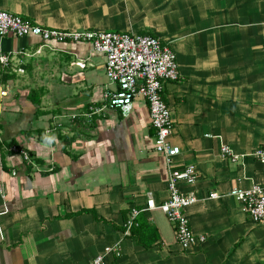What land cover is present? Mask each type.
<instances>
[{
  "label": "crops",
  "instance_id": "crops-1",
  "mask_svg": "<svg viewBox=\"0 0 264 264\" xmlns=\"http://www.w3.org/2000/svg\"><path fill=\"white\" fill-rule=\"evenodd\" d=\"M0 8L46 27L151 34L172 47L181 77L164 82L163 99L180 147L173 161L196 165V180L179 189L196 194L185 212L205 235L182 249L158 207L140 212L156 243L144 247L125 230L131 207L149 194L167 198L168 166L140 95L129 114H84L114 87L104 55L89 43L49 47L6 34L0 54L23 71L7 72L11 90L0 98V264H88L100 253L104 264H264V221H251L230 193L264 175L252 154L264 149V0H0ZM11 143L32 160L9 152ZM222 143L240 161L222 156Z\"/></svg>",
  "mask_w": 264,
  "mask_h": 264
},
{
  "label": "built area",
  "instance_id": "built-area-1",
  "mask_svg": "<svg viewBox=\"0 0 264 264\" xmlns=\"http://www.w3.org/2000/svg\"><path fill=\"white\" fill-rule=\"evenodd\" d=\"M13 34L16 36L31 35L38 37L44 44L51 46L56 42L89 43L93 50L100 52L105 58V76L112 89L103 92L104 104L100 107H89V112H98L104 108L117 109L127 114L133 109L138 95L145 101L150 124L155 129L154 149L161 153L168 166L167 189L168 196L156 203L148 196L142 207H131L125 230L129 233L135 223V217L143 210L160 208L172 223L175 238L184 250L204 241L203 233L193 231L185 212L188 205L197 200L193 191L183 192L179 189L181 183H193L197 177L194 163L175 164L173 157L180 152V147L170 141L173 132V119L170 106L163 99V88L166 80H176L181 77L176 53L172 47L158 36L115 30H100L96 28H55L46 27L21 14L0 8V36ZM79 61L80 66H84ZM23 71L21 67L11 62L8 53L0 54V98L7 95L11 86L4 79L2 72ZM0 101V110H1ZM75 117V114H72ZM57 122V121H56ZM0 137V142H1ZM11 153L19 155L25 161H31L29 151L19 144L11 143L7 147ZM220 154L232 162L240 161L243 154L235 153L229 145H220ZM252 154L264 162V149L257 147ZM15 173V170H12ZM242 203V208L253 222L264 221V175L259 182H253L248 187H234L230 190ZM216 197L217 193H210ZM114 250L120 254L118 246H106L104 251ZM88 264H104L103 253L96 254Z\"/></svg>",
  "mask_w": 264,
  "mask_h": 264
},
{
  "label": "trees",
  "instance_id": "trees-1",
  "mask_svg": "<svg viewBox=\"0 0 264 264\" xmlns=\"http://www.w3.org/2000/svg\"><path fill=\"white\" fill-rule=\"evenodd\" d=\"M2 76L3 78H6L7 73L2 72ZM128 234L134 237L136 242L144 247L151 246L156 243L158 239V231L156 227L151 225L150 222L140 213L135 217V223L131 226Z\"/></svg>",
  "mask_w": 264,
  "mask_h": 264
},
{
  "label": "water",
  "instance_id": "water-1",
  "mask_svg": "<svg viewBox=\"0 0 264 264\" xmlns=\"http://www.w3.org/2000/svg\"><path fill=\"white\" fill-rule=\"evenodd\" d=\"M104 65H105V64H104ZM84 100H85V99H84L83 97H81V98L79 99L80 102H84ZM52 107H56V105H53ZM131 111H132V110H131ZM131 111H130V112H131ZM130 112H129V113H130ZM129 113H127V114H129Z\"/></svg>",
  "mask_w": 264,
  "mask_h": 264
},
{
  "label": "rangeland",
  "instance_id": "rangeland-1",
  "mask_svg": "<svg viewBox=\"0 0 264 264\" xmlns=\"http://www.w3.org/2000/svg\"><path fill=\"white\" fill-rule=\"evenodd\" d=\"M2 109V108H1Z\"/></svg>",
  "mask_w": 264,
  "mask_h": 264
}]
</instances>
